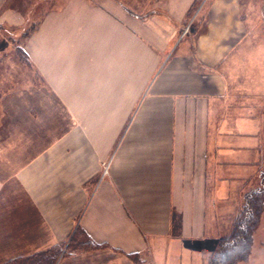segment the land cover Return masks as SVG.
Returning <instances> with one entry per match:
<instances>
[{
  "label": "crops",
  "instance_id": "crops-1",
  "mask_svg": "<svg viewBox=\"0 0 264 264\" xmlns=\"http://www.w3.org/2000/svg\"><path fill=\"white\" fill-rule=\"evenodd\" d=\"M237 1L212 0L194 35L193 0H154L143 19L116 0L44 15L23 50L45 88L28 77L0 116V264L57 245L53 264H202L214 201L260 158V118L228 84ZM76 230L98 247L68 250Z\"/></svg>",
  "mask_w": 264,
  "mask_h": 264
},
{
  "label": "rangeland",
  "instance_id": "rangeland-1",
  "mask_svg": "<svg viewBox=\"0 0 264 264\" xmlns=\"http://www.w3.org/2000/svg\"><path fill=\"white\" fill-rule=\"evenodd\" d=\"M88 1L96 3L101 0ZM116 1L119 4L133 7L134 11L141 13L140 16L134 15L140 19L155 11L156 6L153 4L154 0ZM63 2L64 0H4L0 6V13L12 11L21 18L16 24L0 23V116L4 112V104L16 94L13 92L23 91L24 84L32 82L33 88H45L28 62L27 55L23 52V45L31 33L37 29L44 15L60 7ZM237 2L240 7L238 15L243 20L245 31L228 55L229 71L227 72L230 77L228 84L230 92L245 103L244 109L253 110V113L260 118L259 125L254 130L260 138L258 146L260 158L253 177L232 176L227 190H223L222 198L214 201L213 211L218 216V222L214 223L216 232L212 240L206 241L207 246L202 254V264H208V255L212 252L216 242L230 231L233 218L242 208L244 194L258 185L259 174L264 168V0H238ZM210 5H212V0H193L184 17L185 35L205 31L206 10ZM233 73H236L235 77L231 75ZM249 76L251 77L247 78ZM28 77L31 78L30 82ZM30 96L29 102H44L45 99H49L44 94L40 97L34 95L30 98ZM18 97V102L21 103L28 100L23 94ZM241 102L237 101L233 104L238 107ZM54 107L56 108V105ZM36 114L37 110H33L34 120L37 119ZM42 114H45L48 119L52 115L49 111ZM46 130L54 135L58 128L55 123L51 122ZM102 165L105 169L108 162ZM234 264H264V200L252 229V242L248 256Z\"/></svg>",
  "mask_w": 264,
  "mask_h": 264
},
{
  "label": "trees",
  "instance_id": "trees-1",
  "mask_svg": "<svg viewBox=\"0 0 264 264\" xmlns=\"http://www.w3.org/2000/svg\"><path fill=\"white\" fill-rule=\"evenodd\" d=\"M259 175L258 185L244 194L242 208L233 218L230 231L219 238L208 255V264H234L248 256L252 242V229L264 200V168ZM79 234L80 231L76 230L72 235L67 244L68 250L86 251L98 247L90 240L81 238ZM59 251L60 246L57 245L50 250L26 257L13 258L2 264H53Z\"/></svg>",
  "mask_w": 264,
  "mask_h": 264
}]
</instances>
